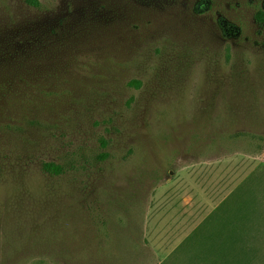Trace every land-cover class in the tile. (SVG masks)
Returning a JSON list of instances; mask_svg holds the SVG:
<instances>
[{
    "label": "rangeland",
    "instance_id": "1",
    "mask_svg": "<svg viewBox=\"0 0 264 264\" xmlns=\"http://www.w3.org/2000/svg\"><path fill=\"white\" fill-rule=\"evenodd\" d=\"M39 1L0 0V264H264V0Z\"/></svg>",
    "mask_w": 264,
    "mask_h": 264
},
{
    "label": "crops",
    "instance_id": "2",
    "mask_svg": "<svg viewBox=\"0 0 264 264\" xmlns=\"http://www.w3.org/2000/svg\"><path fill=\"white\" fill-rule=\"evenodd\" d=\"M200 197L201 196H198L197 198H200ZM211 213H213V212H211ZM221 225L222 224H220L219 226L214 225V221H212V219L206 217V219L199 222L198 226H196L194 230H197V231L219 230L221 228ZM177 229H179V228H177ZM207 239H208V237H205V234H203V233L202 234H196L193 237L191 235H189L176 248L171 250L167 254V256L164 257V259H162L161 264H168V262L172 261V260H174L176 263L188 262L191 259L190 246H192L193 244L201 245L204 242H206ZM193 240H195L194 243L192 242ZM28 264H57V262L50 260L48 258H35V259H32L31 261H29Z\"/></svg>",
    "mask_w": 264,
    "mask_h": 264
},
{
    "label": "trees",
    "instance_id": "3",
    "mask_svg": "<svg viewBox=\"0 0 264 264\" xmlns=\"http://www.w3.org/2000/svg\"><path fill=\"white\" fill-rule=\"evenodd\" d=\"M24 1L28 6L32 8L39 9L41 7V3L39 0H24ZM259 20L261 23H264V12L259 14ZM44 169L47 172L55 174V175H61L63 172L62 167L57 166L55 164H46L44 166Z\"/></svg>",
    "mask_w": 264,
    "mask_h": 264
},
{
    "label": "bare ground",
    "instance_id": "4",
    "mask_svg": "<svg viewBox=\"0 0 264 264\" xmlns=\"http://www.w3.org/2000/svg\"><path fill=\"white\" fill-rule=\"evenodd\" d=\"M10 71H11V70H10ZM10 71H9V72H10Z\"/></svg>",
    "mask_w": 264,
    "mask_h": 264
}]
</instances>
